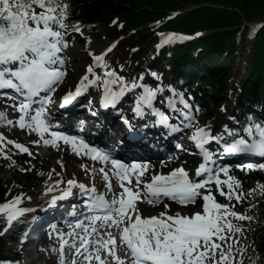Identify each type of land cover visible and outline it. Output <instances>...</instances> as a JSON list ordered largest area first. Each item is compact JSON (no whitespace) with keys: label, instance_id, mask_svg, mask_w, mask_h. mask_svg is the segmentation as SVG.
<instances>
[{"label":"snow or ice","instance_id":"6c2138e0","mask_svg":"<svg viewBox=\"0 0 264 264\" xmlns=\"http://www.w3.org/2000/svg\"><path fill=\"white\" fill-rule=\"evenodd\" d=\"M67 9L68 4L64 0H0V97L14 101L11 107L20 113L17 121L20 129H31L38 134L39 139L33 141L34 144L39 145L42 141L45 146L58 147L57 142L62 141L77 155L83 153L94 161L110 164L112 175L123 191L115 194L109 201L106 195L98 193L95 187H86L83 183L69 179L66 181L67 187L60 189L59 194L52 195L50 205L54 206L58 200L71 197L74 188L79 189L81 194L87 196L85 201L87 209L102 215L86 216L76 221L75 228L83 229L87 233L88 226L85 221H88L92 225V232L99 234L95 227L97 221H103L108 228L115 226L120 230L119 243L127 264H244L247 247L242 243V238L246 230L233 223V219L246 221L253 218L235 209L236 205L241 203H247L249 211L256 206L251 202V198L257 194L264 196V182L257 183L246 193L237 191L241 188V183L229 174L228 167L213 168L209 165L214 163L215 146L221 143L224 146L223 150L228 154L249 155L264 160V121L257 122L249 118L247 126L242 125L239 131L229 128L226 124L222 131L215 135L212 134L210 125L207 128L197 127L191 140L199 150L203 162L192 176L183 166L163 174L150 169L147 163H124L113 158L107 151L90 146L82 137L50 131L58 125L50 122L47 108L56 90L54 86H58L66 75L62 71L64 60L61 53L68 47L64 39L66 30L70 27L65 23ZM71 27L73 31L82 34L78 25ZM189 38L171 34L164 38L158 47L172 40ZM111 50V48L102 50L100 54H94L89 50L93 64L87 66L86 74L82 76L78 86L62 97L61 107L71 104L90 87L102 89L100 103L105 108L115 106L127 93L142 89L135 97L134 114L143 117L145 110H150L151 114L158 118V124L168 127L173 133L180 131L179 126L169 124L168 114L154 106V101L164 88L159 85L153 88L138 83L135 79L126 81L115 70H107L109 65L105 56ZM100 68L106 69L103 76L96 72V69ZM151 75L157 81L160 80L157 73L153 72ZM139 79L142 81L144 77ZM113 86L117 88L114 89ZM177 95L172 92L170 98L161 100L160 103L178 113L181 110L177 108V104L182 105L187 110L182 112L183 126H193L195 117L192 114V105L183 96H179L177 100ZM3 116L4 113L0 112V117ZM12 123L8 120V124ZM46 133L51 138H45ZM2 139L3 136H0V140ZM12 143L8 141V144ZM14 146L22 153L33 155L29 148L21 143ZM61 167L63 168V165ZM247 168L252 170L253 165L248 164ZM258 169L264 171V163H260ZM99 171L107 182L105 187L108 192H112L113 185L109 180V172L105 171L104 167ZM221 176L225 178L222 179ZM61 183L64 181L57 180L55 187L48 185L47 193H54L60 188ZM212 185L215 186L216 193L227 201L226 203L217 202ZM10 194L9 192L5 195ZM165 198L188 208V211L172 212L170 203L164 202ZM145 200L150 205L163 204L164 210L158 214L143 216L138 203ZM21 203V195H16L10 201L0 204V213L7 214L8 223L3 229L4 232L11 227L14 217L35 211L17 207ZM190 205L192 207H188ZM51 229L61 238L59 249L61 254L67 245L69 249H74V255L83 256L80 264L92 259L93 254L88 251L87 236L78 237V233L73 231L68 235L73 237L74 242L69 244L63 240L65 234L59 232L57 225H51ZM107 236L109 239L103 241V246L108 255L115 258L116 264H125V259L115 255L117 239L111 232H107ZM77 237L80 241L79 247L75 243ZM94 243L99 244L101 241L97 240ZM95 251L97 253L95 259L100 261L101 257L98 254L100 249L96 248ZM251 264H255V261Z\"/></svg>","mask_w":264,"mask_h":264},{"label":"trees","instance_id":"16d2710c","mask_svg":"<svg viewBox=\"0 0 264 264\" xmlns=\"http://www.w3.org/2000/svg\"><path fill=\"white\" fill-rule=\"evenodd\" d=\"M202 1L230 5L231 8L227 14L222 13L214 17L208 14L198 17L190 10L178 13L174 17H167L171 10L185 9L188 5ZM64 2L68 4L65 23L70 25L69 35L75 34L71 25L93 29L103 22L109 36L118 38L117 44L108 53L107 60L125 71H133L135 68V73L141 69L142 57L155 40L154 30L188 31L194 25L204 31L207 30L208 32L192 41L175 44L169 58L166 56L168 52L166 50L153 55L147 64L148 69L160 74L164 62H167L169 74L165 75V82L171 79L177 88L192 94L190 96L199 104L202 115L209 119L221 113L222 106L228 101V94L235 90L234 105L228 119L229 128L235 129V126L240 128L244 122L249 121V118L257 122L264 121V22L254 30L248 44H244L245 39L247 40V25L243 23L250 21L244 19L251 18L254 14L264 16V0H64ZM196 11L199 13L200 9ZM118 19L120 21L116 23ZM152 25L154 26L150 29L149 26ZM235 60L241 62V70ZM239 76L240 85L236 87V78ZM19 163L15 181L0 177V204L34 185L33 179L37 177L34 171L32 169L22 171L27 160L23 158ZM241 174L238 172L234 177L240 181L244 191L245 186L242 182L244 175L242 177ZM261 182H264V171L259 170L257 183ZM9 192L11 194L6 196L5 194ZM251 202L256 206L250 211L247 203L237 204L235 210L253 219L239 221L236 224L246 230L242 243L247 247L245 256L248 258V264L252 261H255V264H264V196L257 194L251 198ZM3 224L0 215L2 233L0 262H7L19 258L20 251L18 235L13 237V245L5 249Z\"/></svg>","mask_w":264,"mask_h":264},{"label":"rangeland","instance_id":"374dc122","mask_svg":"<svg viewBox=\"0 0 264 264\" xmlns=\"http://www.w3.org/2000/svg\"><path fill=\"white\" fill-rule=\"evenodd\" d=\"M205 3L204 5H201ZM208 7L210 9H208ZM188 10L193 11V13H196V15L199 17L202 16H206L205 14H208L209 16H220L222 13L227 14L228 9L231 8L230 5H226L223 6L220 3H216V2H208V1H202L198 4H194V5H188ZM203 8V9H202ZM220 8V9H219ZM221 8H223L224 10H222ZM199 10L198 11L196 10ZM196 11V12H194ZM264 16H261L259 14H254L251 18L248 19H244V20H250L248 23H246L248 26L250 22H256L257 20L262 19ZM196 24V23H194ZM153 26V25H152ZM152 26H150V29L152 28ZM196 30L195 33H200L201 28L197 25H194L192 27V29L188 30V31H193ZM186 31V30H184ZM82 34L80 33H76V38L77 39H81V41H77L74 39H71L69 41H67L68 47L66 49H63V53H65L66 58L64 59V65L62 66V68L66 69L68 71V75H65V77L63 78L62 82H60L58 84V86H54L56 87L55 92L52 94V102L50 103V106H54L56 104V99H55V95H56V91L57 90H62V89H69L70 87H72L74 80L77 79L78 76L82 75V74H86V66L91 64V56L89 55V50H91L93 53L95 50H100L104 47V45L108 44L109 38H108V34L106 32V27L104 26L103 23H100L97 25L95 30H83L81 29ZM163 31L158 32L157 33V40L159 36L162 34ZM106 35V36H105ZM156 42L153 45V48L149 47V51L146 53V55L144 56L143 60L144 62H147L148 58L150 57V55H152L157 49H159V47H156ZM249 41L245 39L244 44H248ZM169 46V45H168ZM240 58V57H239ZM242 59V58H241ZM237 60V59H236ZM239 65L238 68L239 70H241V62L236 61ZM239 60V59H238ZM244 64V62H243ZM107 70H112L107 69ZM106 71V69L100 68V69H96L97 74L103 76V73ZM237 82H239L241 80V76L237 77ZM145 82H147V79L144 77V79L142 81H140L139 83L145 84ZM95 91V87H91V90L89 93H93ZM176 99H179V95H177ZM10 102V101H9ZM180 104H177V107ZM232 105V101H227L225 104V110L226 112L229 111L230 106ZM53 109V108H52ZM131 110V109H130ZM129 110V111H130ZM16 109H14L13 107H11L10 103L8 104L7 100L4 99H0V112L4 113L3 117H0V136H3V139L0 140V144H6L8 143V141H12L14 142V140H16L17 142L12 143L11 145L15 148V144L21 142V144H24L26 147L29 148V150L33 153V155L31 157H34L36 160V167L38 172H43L45 173L49 178H56L59 179L60 176L64 179V183H62L63 185H65L66 183V179H72V173H69L67 171V166H69V169H72V166H75L77 164H80L84 161H82L81 158L76 157L75 155H73L71 153L70 150H66L64 147H53L51 145L49 146H45L42 144V141L39 145H36L33 143V141L38 140L37 138H33V137H26V135L22 132V130L18 129L17 126V118H16V113H15ZM47 112H51V108H47ZM175 114L177 116L178 112H175ZM193 116L195 117L194 119V124H196L199 121V117L197 118V116L192 113ZM175 115V116H176ZM182 118V115H180L178 118L179 119ZM221 121L223 120V116L220 117ZM8 120H11L13 123L12 124H8ZM187 129V127H185ZM197 126H193L190 127L187 133H191L192 131H196ZM207 128V127H205ZM96 131V130H94ZM213 132V131H212ZM16 153H22L20 152L18 149L15 148ZM199 161V159H197L196 162L189 163V165L185 166L187 169H190L191 171H194L196 169L197 166V162ZM64 162L66 164H64ZM199 163V162H198ZM61 165H63V168L61 167ZM65 165V166H64ZM68 172V173H67ZM57 173H59V175H57ZM257 175L258 172L255 171L253 173L251 172H246L244 174L243 180L242 182L244 183L245 187H244V191L247 192L248 190L252 189L256 183H257ZM0 177L2 179H6V180H12L14 181L15 179V175L13 174V171L9 168H5V169H0ZM76 182L77 179L79 178H73ZM81 179V178H80ZM88 178H83L81 180L80 183L85 184L86 187H91L93 184H89L87 181ZM34 183H37V180L34 181ZM54 184V183H53ZM51 184V186L53 185ZM212 190H215V186H211ZM99 189H101L102 191L105 190V188L103 187V185H99L98 187ZM47 187L44 188V190H41L40 185L37 183L34 188L32 189V196H30L31 199H23L21 198L22 201H26V202H30L31 200L35 199L36 202L40 201L41 196L43 195H47ZM216 196V195H215ZM107 197L109 199H111L110 195H107ZM217 202L219 201V199L216 197ZM165 200H168L167 198ZM166 203V201H164ZM168 202V201H167ZM171 206V211L172 212H176V211H185L188 210V208L180 206L178 204L176 205H170ZM138 207L141 211V213H146L147 215H149V213L154 212L156 209L159 211H163V204H160L159 207L155 208L154 206L148 207V208H144L143 207V203L139 202L138 203ZM188 207H192L191 205ZM7 219V218H6ZM17 228V226H11L10 228H8V230L6 231V235L10 234L11 232L15 231V229ZM6 239V243H5V249L7 250L9 248L10 245V239L9 238H5ZM36 245L38 247V250L33 251V248H30V246H34V243L27 245L25 244L24 247L22 249H20V252L22 254V260L21 262H23L24 264H44V257H51V261H53V255L55 256V251L53 249V245L51 240L48 239H44V240H37ZM40 249V250H39ZM27 250V251H24ZM52 252L53 255H52ZM39 255L40 257L36 258V255ZM33 259L34 263H31L29 261H31ZM31 259V260H30ZM29 260V261H28ZM33 261V260H32ZM248 263V259L244 257V264ZM49 264V263H47Z\"/></svg>","mask_w":264,"mask_h":264},{"label":"bare ground","instance_id":"6f19581e","mask_svg":"<svg viewBox=\"0 0 264 264\" xmlns=\"http://www.w3.org/2000/svg\"><path fill=\"white\" fill-rule=\"evenodd\" d=\"M256 22H259V20H257ZM248 37H252V35L251 34H249L248 33V36L246 37V38H248ZM248 40V39H247ZM249 41V40H248ZM250 42V41H249ZM87 121H85V123H86ZM85 123H83L84 124V127H89L88 125H87V123L85 124ZM33 136H34V134H32ZM84 160H88V159H85L84 158ZM90 161H92V163H93V166H91V167H88L87 166V163H80V164H77V165H75V166H72V169H69V166H67L66 165V167H67V171L69 172V173H72V177H74V178H91L92 180H95V179H101L102 177H103V174L102 173H100V171H99V168L98 167H100V165H105V164H102V163H100V162H97V161H94V160H92L91 158L89 159ZM64 164H66L65 162H64ZM153 168H155L154 170H156V171H158V172H160V173H163V174H167L168 172H170L172 169H174V168H176L177 166L176 165H164V166H162L161 164H159V162L158 161H154V164H153V166H152ZM106 169H108V171H110L111 170V168L109 167V168H107L106 167ZM106 169H105V171H106ZM151 169V168H150ZM185 170H187V169H185ZM188 171V170H187ZM67 172V173H68ZM189 172V171H188ZM190 174V173H189ZM191 175V174H190ZM109 180L111 181V183H112V185H113V191L111 192L112 194H117V193H120V187H119V182L116 180V178H114V179H112V178H109ZM106 181H104V183H103V185L105 186L106 185ZM107 189V188H106ZM146 205V207H149V204L148 203H146L145 204ZM186 211H188V210H186ZM186 211H183V212H186ZM183 212H181V213H183ZM158 213H160L159 211H157L156 213H154V214H158ZM154 214H152V215H154Z\"/></svg>","mask_w":264,"mask_h":264},{"label":"water","instance_id":"95a60500","mask_svg":"<svg viewBox=\"0 0 264 264\" xmlns=\"http://www.w3.org/2000/svg\"><path fill=\"white\" fill-rule=\"evenodd\" d=\"M205 3H203V4H201V5H204ZM187 10H188V8H187ZM262 21H264V19H262Z\"/></svg>","mask_w":264,"mask_h":264}]
</instances>
